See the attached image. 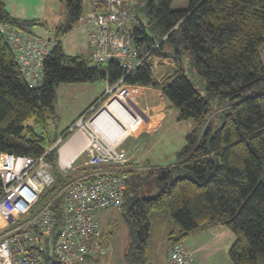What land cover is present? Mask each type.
<instances>
[{"label":"trees","instance_id":"1","mask_svg":"<svg viewBox=\"0 0 264 264\" xmlns=\"http://www.w3.org/2000/svg\"><path fill=\"white\" fill-rule=\"evenodd\" d=\"M62 1L65 17L49 30V37L41 36L52 43L42 65L43 83L31 87L1 26L35 34L32 27H47L48 22L14 17L0 0V151L38 157L52 147L46 158L54 179L38 204L50 201L85 172L108 167L87 165L80 175L61 168L59 143L74 128L48 148L42 136L25 131L30 119L42 126L55 121L57 87L96 80L113 85L120 79L128 85L153 86L178 109L180 120H193L194 128L174 164L140 170L129 158L120 210L130 234L127 263L154 264L151 234L170 217L168 253L192 231L222 223L235 234L229 252L233 264H264V0H190L186 9H173V0H136L135 44L143 60L128 75L117 61L96 64L91 56L65 52L62 36L74 29L85 6L84 0ZM156 58L160 63L173 60L160 81L155 77ZM193 70L206 81L204 93L193 85ZM218 115L220 123L214 128L211 122ZM148 179L155 180L158 195L139 196L138 187ZM51 208L60 223L62 198L54 199Z\"/></svg>","mask_w":264,"mask_h":264},{"label":"built area","instance_id":"2","mask_svg":"<svg viewBox=\"0 0 264 264\" xmlns=\"http://www.w3.org/2000/svg\"><path fill=\"white\" fill-rule=\"evenodd\" d=\"M78 23L88 31L94 63L107 65L116 57L125 75L141 64L143 57L135 44L139 19L128 0H90L89 9ZM1 28L8 33L29 86H40L42 65L51 52L50 39L9 24ZM123 84V79L113 85L107 83L108 91L101 99ZM97 113L87 126L82 119L76 125L80 124L79 131L89 140L83 149L89 156L87 164L108 167L87 171L68 181L45 204L39 205L38 201L54 179L52 164L46 158L52 147L38 157L0 151V221L6 223L0 230V264H93L107 253L110 246L103 237L99 212L122 209L130 166L120 142H107L91 127L90 121ZM71 166L72 163L61 168ZM58 197L62 198L63 209L60 223L51 208ZM168 263L196 264V260L192 251L177 243L169 248Z\"/></svg>","mask_w":264,"mask_h":264},{"label":"rangeland","instance_id":"3","mask_svg":"<svg viewBox=\"0 0 264 264\" xmlns=\"http://www.w3.org/2000/svg\"><path fill=\"white\" fill-rule=\"evenodd\" d=\"M128 1L134 13H136L134 10L136 0ZM41 3L43 2L36 1L35 6L41 9L43 7L40 6ZM189 4L190 0H173L171 7L173 9H186ZM84 6L85 9L89 8V0H84ZM47 8L50 13L37 11V18L48 21L47 27L41 25L32 27L33 32L37 35L47 34L48 36L49 30L51 31L65 17L64 2L62 0L51 1ZM61 40L65 52L84 54L90 58L91 51L88 47L87 31L79 27V23L75 25L71 32L62 36ZM261 53L264 60V46L261 48ZM172 65V59H164L162 63L158 58L154 60L155 77L158 81ZM186 67L190 74V69L188 66ZM190 78L194 87L200 93H204L206 90L205 79L194 70ZM122 86L119 85L101 99L108 91L107 83L104 80L61 83L57 87L56 93L55 108L57 117L55 121H49L46 126H42L35 124L34 120L30 119L26 122L25 131L30 136L33 132L42 136L45 140L44 146L48 148L53 141L58 143L72 128H74L72 135L75 131H79L80 124H76L80 119L87 126L90 118L95 113L109 105L114 98H117L135 116V122L128 128L129 133L124 136L120 143V148L124 147L129 157L132 155V163L140 170L154 165L176 163L179 160L178 152L187 143V135L194 128L193 120H180L178 109L167 100L158 88L141 85L131 86L125 83ZM99 101L100 103L96 105L94 110L86 114L90 107ZM115 115L118 116V114ZM219 123L220 115L213 118L211 126L216 128ZM110 127H107L109 134L116 132V129L113 130V127ZM203 130L201 129L198 132V136L203 134ZM104 132V135H109L107 131ZM88 158L89 156L82 151L79 157L80 160H76L71 168H66L64 171L76 172L77 175L82 174L83 172L80 169L88 165ZM158 193L159 188L153 179H148L137 189V194L143 197H154ZM99 217L103 230L107 233L105 241L110 248L104 256L93 260V264H128L125 254L130 246V234L129 227L124 221L121 211L118 209H103L99 212ZM170 220L169 217L163 227H159L157 230L153 229L151 234L149 255L154 264H167L168 246L166 237ZM5 225V222L0 221V230ZM234 241L235 234L226 225L217 223L204 229L192 231L183 240V245L193 252L198 264H233L229 252Z\"/></svg>","mask_w":264,"mask_h":264},{"label":"crops","instance_id":"4","mask_svg":"<svg viewBox=\"0 0 264 264\" xmlns=\"http://www.w3.org/2000/svg\"><path fill=\"white\" fill-rule=\"evenodd\" d=\"M4 1L6 2L8 10L10 11V13L14 17L21 18V19H40V18H37V11H40L42 13H50V10H48L47 5L53 0H4ZM36 1L43 2V3H41L42 5H40V6H43V7H41V9H40V7L35 6ZM89 2H90V0H89ZM88 9H85V11H87ZM42 21L48 22L46 20H42ZM85 30L87 31V29H85ZM40 36L46 37L47 34L46 35H40ZM87 36H88V31H87ZM47 37H49V35ZM88 47H89V38H88ZM63 48H64V46H63ZM131 86H133V85H131ZM85 139H86V137L80 131H75L73 133V135H71V137H69L67 139V141L59 143L58 162H59L60 166H62V165L68 166L67 161H69V163L73 164L76 160L79 159V157L81 156V152L83 151L84 148L82 149V151L77 153L75 156H73V154L75 153L74 150H75V147L82 144ZM112 139H114V137L110 136L111 141H112ZM70 140H72V141L69 142ZM113 141H115V139ZM115 142L117 143V141H115ZM122 148L125 149L124 147H122ZM129 158H130V163H131L132 162V155H130ZM195 231H197V230H195ZM167 264H168V262H167ZM196 264H198V263L196 262Z\"/></svg>","mask_w":264,"mask_h":264},{"label":"bare ground","instance_id":"5","mask_svg":"<svg viewBox=\"0 0 264 264\" xmlns=\"http://www.w3.org/2000/svg\"><path fill=\"white\" fill-rule=\"evenodd\" d=\"M115 114H118V116ZM134 122V114L128 109V107L124 103H122L121 101H119V99L116 98L111 101L109 105L99 110L92 122L90 121V125L107 142L117 144L118 142L121 143V140L124 138V136L129 133L128 128L131 127ZM110 126L113 127V130L116 129V132L109 134L107 127L111 128ZM103 131H107L109 135L105 134V136L103 134ZM110 136L114 137L117 143L113 141L114 139H112L111 141ZM72 140H70L69 142H71ZM88 143L89 140L86 138L82 144L76 146L74 150L75 153L73 154V156L82 151V149L86 147ZM67 162V165H69V161Z\"/></svg>","mask_w":264,"mask_h":264},{"label":"water","instance_id":"6","mask_svg":"<svg viewBox=\"0 0 264 264\" xmlns=\"http://www.w3.org/2000/svg\"><path fill=\"white\" fill-rule=\"evenodd\" d=\"M112 61H117V58H116V57H113V58H112ZM61 140H62V139H61ZM61 140H60V141H61ZM57 263H58V262H57Z\"/></svg>","mask_w":264,"mask_h":264}]
</instances>
